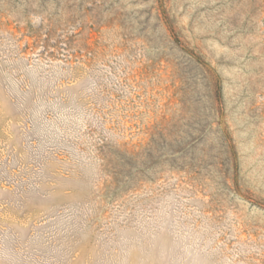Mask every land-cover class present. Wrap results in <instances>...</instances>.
Masks as SVG:
<instances>
[{
    "label": "rangeland",
    "instance_id": "1",
    "mask_svg": "<svg viewBox=\"0 0 264 264\" xmlns=\"http://www.w3.org/2000/svg\"><path fill=\"white\" fill-rule=\"evenodd\" d=\"M0 264H264V0H0Z\"/></svg>",
    "mask_w": 264,
    "mask_h": 264
}]
</instances>
